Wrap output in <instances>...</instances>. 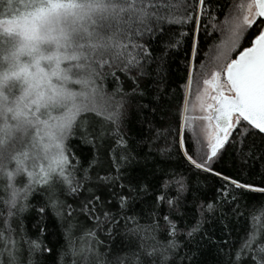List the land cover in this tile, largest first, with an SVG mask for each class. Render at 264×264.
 <instances>
[{"label": "snow or ice", "instance_id": "obj_1", "mask_svg": "<svg viewBox=\"0 0 264 264\" xmlns=\"http://www.w3.org/2000/svg\"><path fill=\"white\" fill-rule=\"evenodd\" d=\"M0 264H264V0H0Z\"/></svg>", "mask_w": 264, "mask_h": 264}]
</instances>
